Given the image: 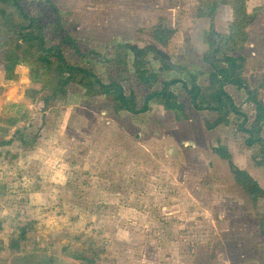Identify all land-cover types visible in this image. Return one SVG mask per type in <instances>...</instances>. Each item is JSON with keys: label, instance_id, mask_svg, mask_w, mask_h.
I'll return each instance as SVG.
<instances>
[{"label": "rangeland", "instance_id": "obj_1", "mask_svg": "<svg viewBox=\"0 0 264 264\" xmlns=\"http://www.w3.org/2000/svg\"><path fill=\"white\" fill-rule=\"evenodd\" d=\"M47 1L67 21L66 33L85 43L87 56L78 58L51 27L47 41L104 82L119 75L141 107L145 94L132 67H116L111 59L118 43L137 49L155 44L169 63L200 70L202 85L209 84V62L223 55L244 58L250 85L264 80V0L22 5L33 15ZM214 3L213 18L200 16ZM44 10L52 20L53 9ZM160 17L176 29L165 48L148 34ZM0 26V264H264V199L251 200L217 154L226 147L264 190V155L257 144L248 146L249 133L237 130L236 121L209 127L217 115L194 110L180 83L171 90L182 111L149 102L132 114L103 94L85 95L78 85L57 93L51 70L7 61L16 51V22L0 18ZM151 68L163 69L157 63ZM173 78L188 77L162 70L157 89ZM226 89L249 116L245 127L256 125L245 92ZM259 95L264 99V86ZM16 129L36 135L35 145L23 149ZM256 135L264 138V128ZM83 250L92 256L77 254Z\"/></svg>", "mask_w": 264, "mask_h": 264}, {"label": "trees", "instance_id": "obj_2", "mask_svg": "<svg viewBox=\"0 0 264 264\" xmlns=\"http://www.w3.org/2000/svg\"><path fill=\"white\" fill-rule=\"evenodd\" d=\"M24 1L0 0V18L4 20L6 25L16 22V51L7 53V61L36 64L37 69L47 68L51 70L53 87L57 93L61 91L65 94L71 85H78L84 90L85 95L103 94L117 106L118 110H124L132 114H137L149 107V102L160 103L166 110H184L185 106L183 103L178 102L177 96L171 90L174 84L180 83L183 90L187 93L194 110L210 111L217 115L215 121L208 124L209 127L219 124L228 126L236 121L237 130L249 133L248 146L257 144L260 154L264 155V138L256 135L261 127L264 128V99L259 95V89L264 86V80L259 82L258 86H252L247 82L243 68V57L223 55L221 59L215 60L213 58L209 62L213 70L209 72V84L206 86L199 84L200 70L191 73L189 68L169 63V59L163 55L155 44L137 49L127 43H118L114 51L110 52L111 59L116 67H132L131 74L136 79L134 82L145 94L142 102L143 106L141 107V102L135 92L132 91L127 94L124 91L119 75H116V78L111 79L110 82H104L88 65L69 63L61 46L47 41L45 32L51 27L56 34L60 35L63 44L72 47L74 54L78 58L83 59L87 56V52L83 48L85 43L72 38L66 33L67 21L62 18L61 12L55 4L49 1L41 2L36 6L40 7L41 13L29 15L22 5ZM46 7L53 9L54 17L52 20L45 16V13L48 12L44 10ZM217 8L218 4L214 3L209 7L207 13L200 11V16H206V18L211 19L214 17ZM14 18L18 19V21L14 20ZM175 33L176 29L168 26L164 17H160L157 23L148 31L149 37L161 48H165L170 44ZM210 44H212V41H210ZM216 51L219 52L218 49ZM129 61H131V64ZM155 63L161 64L163 69L151 68V65ZM162 70H174L179 73H185L188 78L162 80L158 90L156 84L160 80ZM227 86H234L238 90H243L248 98V103L252 104L254 109L253 122L256 125L251 126L250 129L245 127L249 121V116L235 103L233 96L226 89ZM233 115L236 117H233ZM15 134L18 135V140L25 150L32 148L38 140L36 135L29 136V134L20 129H16ZM217 154L227 160L230 171L239 182L238 184H243L247 187L251 200L264 199V190L259 183L245 170L240 169L232 162L226 147L218 148ZM22 239H24L23 233ZM77 254L86 257L92 256L93 253L83 250Z\"/></svg>", "mask_w": 264, "mask_h": 264}]
</instances>
